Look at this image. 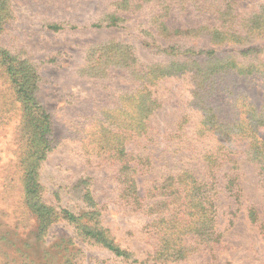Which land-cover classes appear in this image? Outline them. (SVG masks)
I'll use <instances>...</instances> for the list:
<instances>
[{"label": "rangeland", "instance_id": "374dc122", "mask_svg": "<svg viewBox=\"0 0 264 264\" xmlns=\"http://www.w3.org/2000/svg\"><path fill=\"white\" fill-rule=\"evenodd\" d=\"M111 1L0 0V50L10 59L5 64L0 57V264H155L159 240L149 227L151 218L131 212L119 198L120 163L113 143L120 126L131 124L127 98L152 91L161 105L150 118V137L127 145L130 152L153 149L155 171L138 179L144 195L160 170L187 158L172 154L169 134L192 100L193 86L181 78L150 84L148 66L167 61L178 46L163 50L153 45L140 26L148 21L146 11L124 13L128 22L108 26ZM261 2L245 0L238 9L251 13ZM199 23L192 13H174L170 20L178 27ZM119 43L128 48L122 61L115 58ZM136 66L144 71L140 77ZM219 79L209 101L218 107L221 120L231 122L238 115V102L264 106L260 76L228 72ZM186 127L193 132L194 122ZM240 160L238 205L221 191L226 167L217 175L220 242L172 264H264L260 224L248 218L254 205L264 222V187L255 167L244 156ZM30 167H36L41 202L54 208L52 215L82 214L89 203H98L110 235L132 259L83 242L76 227L64 221L37 232L38 218L26 205L22 185Z\"/></svg>", "mask_w": 264, "mask_h": 264}, {"label": "trees", "instance_id": "16d2710c", "mask_svg": "<svg viewBox=\"0 0 264 264\" xmlns=\"http://www.w3.org/2000/svg\"><path fill=\"white\" fill-rule=\"evenodd\" d=\"M243 1H111L113 12L108 26L119 27L128 22L124 13L146 11L148 21L140 26L149 34L153 45L163 50L178 46L167 61L148 66L146 74L150 84L181 78L189 80L193 86L192 100L186 105L175 131L169 134L172 154L187 158L160 170L159 179L144 195L138 179L155 171L153 149L146 147L130 152L127 145L132 139L150 137V118L161 105L152 91L127 98L130 101L127 118L131 124L120 126L122 130L113 143L114 155L120 163L119 198L131 212L151 218L149 227L159 240L154 250L155 264L185 261L189 255L202 254L206 247L210 249L212 244L220 242L217 175L223 168L227 170L223 174L226 183L221 191L233 197L237 205L242 198V188L237 183L241 156L255 167L260 185L264 187V106L258 108L238 102V115L226 122L220 119L218 107L209 101L220 86V76L228 72L244 77L260 76L264 80V2L257 10L245 13L238 9ZM174 13L182 16L192 13L200 23L172 26L170 20ZM114 48L115 58L122 61L128 48L121 43ZM0 57L5 64L10 60L2 50ZM12 69L8 72L12 73ZM136 72L140 77L144 71L136 66ZM191 122H194L193 132L186 127ZM193 164L199 166V173ZM31 173L25 175L22 185L26 205L38 218L37 232L46 230L52 222L64 221L76 227L77 237L83 242L107 249L117 257L132 259L133 254L122 249L110 235L101 216L103 206L89 203V210L82 214L54 216V208L41 202L43 190L36 167ZM248 218L252 224H260L264 236V222L260 221V212L254 205L248 208Z\"/></svg>", "mask_w": 264, "mask_h": 264}]
</instances>
